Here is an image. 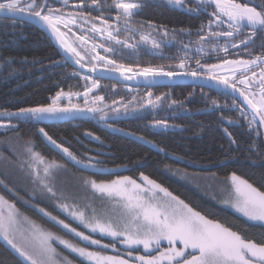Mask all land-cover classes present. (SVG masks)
I'll use <instances>...</instances> for the list:
<instances>
[{
	"label": "snow or ice",
	"instance_id": "snow-or-ice-1",
	"mask_svg": "<svg viewBox=\"0 0 264 264\" xmlns=\"http://www.w3.org/2000/svg\"><path fill=\"white\" fill-rule=\"evenodd\" d=\"M185 2L186 0H166L168 5L186 11L190 15L207 13L209 7L214 9L211 13H207L210 16L207 36L200 35L204 31L203 25L197 32L201 45L207 39L230 38L234 37V34L240 33L244 28L250 29L245 39L240 40L238 44H231L222 49L227 54L229 47L243 46L247 49L249 44L254 42L258 33H264V0H246L243 3L237 2V0H194L197 4L195 9L186 8ZM56 3L62 6H51ZM92 6L98 7L95 5V0ZM68 7V0H0V13L36 25L41 31L50 34L64 50L65 62L74 58V63L80 65L81 69L87 68L90 63L96 61L105 64L109 69L114 66L115 70L121 74L132 72L133 75H136L138 72L144 77L191 75L199 78L206 75L210 80L222 84L225 89L231 88L232 92L238 91L246 102V106L233 105V109L239 112L242 120L246 121L250 132L261 134L259 129L264 127V51L251 59H224L219 64L202 65L201 61L196 59V70L191 72H165L163 68L152 67L134 71L131 66L117 64L115 60L108 59V56L117 53L115 46H120V51L127 49L135 52L140 43L148 42L150 36L140 35L139 43L136 42V35L140 30L131 26L132 18L140 11L142 5L133 2H117L114 4V8L119 15L116 17L115 25H109L107 20L102 21L106 25L105 28H97L95 23L92 24L93 34L99 32L103 35L106 32L105 39L113 47L104 48L102 44L92 45L91 52L95 54L85 62V56L81 54L78 47L73 46V43L79 41L82 49L87 52L86 37L84 35L76 36L73 33L74 41L70 42L68 39L69 25H75L78 19L84 20V17L78 12L65 11L64 9ZM71 7L79 9L88 7V5L83 4V0H81L80 4L71 5ZM121 17L125 21L123 29L119 26ZM225 25L228 31H212L214 26L220 28ZM12 26L16 27L15 24ZM148 26L152 27L151 22H148ZM61 27L68 31H62ZM81 30L83 31V29ZM122 30L129 33L124 39L119 38ZM163 36H168L167 30L163 32ZM151 44L156 49L161 47V44L156 40H152ZM181 47L185 51L189 49L188 44H181ZM214 47L218 49L219 45H214ZM97 48L103 49L105 55L101 56L96 51ZM261 48L264 49V44H261ZM202 50V47L197 48V51ZM246 54L252 56L251 52ZM186 59H180L179 68L187 67ZM257 68L259 72L254 71ZM91 71H97L94 64ZM84 79L89 80L91 77L85 76ZM128 79H132V76H129ZM238 85L241 87L238 88ZM97 86V82L92 81V87ZM257 86L259 88L258 95L252 90ZM91 91V88H86L83 94L85 104L88 102L87 96ZM228 94L225 92V95ZM80 95V93L65 92L61 89L49 98V103L21 107L14 112L0 113V129L11 131L17 128L18 125H13L10 122L13 118L34 123L60 119L65 116L75 118V114L84 111V109H81L78 104H72L71 100L73 96ZM148 95L151 97V93ZM65 99L69 103L62 106L61 102ZM103 99V97H95V100L101 103ZM148 103H152L151 99ZM212 103L215 105L216 101L213 100ZM87 111L102 112L103 110L97 107L88 108ZM106 115L101 116V119H104ZM249 117L251 118L249 119ZM5 119L9 122L4 123ZM220 119L223 121L224 117L221 116ZM228 123L231 124L233 121L229 120ZM154 126L168 127L166 121H156ZM224 131L230 137V142L235 143V140L231 139L232 134L227 129ZM39 133L74 167L91 173V176L78 178L80 187L86 192L90 191L93 195H99L112 201L113 207L120 211L97 214L93 209L92 214L88 215L85 210H80L76 205L60 203V200H66L68 197L57 194L55 190L56 174L60 171H67V169L59 162L49 161L39 152L34 151L32 142L27 141L25 152L28 155V160L26 163L34 185L33 198L38 191L41 196H50L55 199L57 206L62 211L67 212L70 218L78 221L91 234L77 231V228L71 227L70 224L58 219L50 212H46L44 209L39 210L63 229L75 234L81 241H87L91 245H100L103 248H115L118 242L130 251L129 259H124L122 256H101L99 252L73 244L54 232L44 231L34 223L29 234L26 235L18 227L20 218L15 205L0 195V236L28 264H62V262L71 264V261H67L66 258L58 259L59 254L53 246V240L59 241L72 252L87 258L88 261L95 262V264H131L132 260L138 261L139 264H264V239L257 243L239 231L233 230V227L226 223L209 219L208 215L202 214L201 211L196 210L185 200L170 192L168 188L143 173H140V182L131 176H117L112 180H97L93 177L113 174L112 170L104 167L105 162L97 158L99 155H105L104 153H97V156L84 155L79 158L68 147L58 144L44 128H40ZM95 139L98 140L99 137H95ZM146 142L152 143L151 141ZM231 182V191L227 193V198L223 200V203L231 204L249 220L264 223V191L235 172L231 174ZM5 206L7 212L4 210ZM23 219L27 220V217ZM96 233L102 237L112 238L114 243L111 245L102 244L101 240L93 239L92 234ZM165 244L166 246H164ZM140 246L148 253L156 251L159 255L133 256L132 250H136Z\"/></svg>",
	"mask_w": 264,
	"mask_h": 264
},
{
	"label": "trees",
	"instance_id": "trees-1",
	"mask_svg": "<svg viewBox=\"0 0 264 264\" xmlns=\"http://www.w3.org/2000/svg\"><path fill=\"white\" fill-rule=\"evenodd\" d=\"M88 1L91 5L85 12L93 18L105 17L111 20L112 14H117V11L110 6L113 0H95V5L98 7L92 6L94 0ZM186 3L196 4L194 0H186ZM138 4L142 7L134 16L136 17L134 21L138 22L140 32L151 33L152 30L148 26V22H151L153 25L166 28L168 35L174 38V41L164 42L156 50L141 44L136 56H132L131 50L120 51V47H116L117 53L109 55V58L138 67L154 65L173 71L182 58H187L188 66L195 65L196 59L207 65V63L226 56L222 55L224 51L218 50L221 47L210 49L206 46L205 48L208 47V49L202 50L203 52L189 49L185 51L181 47V44L190 46L201 42L197 32L203 25L204 31L200 35L206 34L210 19L207 13L214 11L213 8H207V13L190 15L186 11L168 5L163 0H138ZM54 5L56 4L51 6ZM13 24L16 27H13ZM218 30L228 31L225 27L214 26L212 28V31ZM50 40L36 25L10 17H0V113L14 112L21 107L49 103V98L61 89L82 92L88 87L89 82L84 77L90 75L74 69L68 62H65ZM236 40L237 36L225 40H205L203 43L210 44L212 41L224 43ZM261 44H264V33H258L247 49L243 46L239 47L242 50L239 53L260 54L264 51ZM228 52H233V50L230 49ZM102 53L105 55L104 52ZM91 79L99 84L93 90L94 94L103 96L105 100L107 97L113 100L127 98L122 85L109 84L93 76ZM163 86L157 87L155 93H163L164 88L170 86L171 97L178 100L179 105L191 95L192 88L198 89L199 87L204 92L208 91L209 95L208 97L202 96L201 103L197 107L203 109L212 104L213 92L210 88L189 84ZM188 99L193 100V102L188 101L189 108L197 104L194 97H188ZM115 107L120 108L118 105ZM104 111L106 110L93 114V116L73 120V122L62 121L52 124L13 118L10 122L18 125L17 128L11 131L0 129V195L14 204L24 216L57 231L56 224L45 218L39 210L41 206H45L59 214L55 208L57 204L51 205L50 199H42L38 191L33 198L34 185L26 163L28 160L25 152L26 142L31 141L33 150L39 152L47 160H54L64 165L67 171L60 172L69 177H87L91 176V173L79 170L56 153L39 133V129L44 128L54 140L63 144L67 141L66 145L70 151L79 158H82L81 153L105 154L101 155L105 162L104 167L112 170L113 174L93 178L111 179L117 174L138 177V174L143 173L168 188L170 192L185 200L202 214L208 215L210 219L226 223L233 227V230L239 231L257 243L264 239L263 224L245 220L236 212L214 201L209 195L185 182H180L170 174V171L175 169H184L185 171L207 172L223 179L235 172L264 191L262 187L264 185V142L260 129V135L250 132L247 124L238 118L236 119L239 121L238 124L226 127L220 118L221 116L229 118L230 114L227 108L221 107L193 115L178 113L177 116L159 117L146 113L135 116L136 119L110 120L116 128L127 129L135 135L125 136L105 126V122L101 119V116L105 114ZM179 111L180 109L177 110ZM155 113L158 114L159 111ZM146 120L148 123L166 121L172 128L168 130L151 129L148 123H144ZM8 122L7 119L4 120V123ZM224 129L232 134L231 139H234L235 143L230 142V137L226 135ZM0 264L28 263L0 237Z\"/></svg>",
	"mask_w": 264,
	"mask_h": 264
},
{
	"label": "rangeland",
	"instance_id": "rangeland-1",
	"mask_svg": "<svg viewBox=\"0 0 264 264\" xmlns=\"http://www.w3.org/2000/svg\"><path fill=\"white\" fill-rule=\"evenodd\" d=\"M163 1L166 2V0H163ZM117 2H125V3L133 2V3H137L138 4V0H113L110 6L114 7V4L117 3ZM237 2L243 3V2H246V1L237 0ZM185 7L186 8L195 9V8H197V4L189 5V4H187L185 2ZM118 15H119V13L117 12V14H112V17L116 18ZM106 19L103 18V17H99L95 21H91L90 20V21H87V22H84V20L78 19L75 25H71L72 27L75 28L76 36L84 35L86 37L87 41H88V45L86 46L88 48L87 52L82 49V46H80V42L79 41H75L73 43V46L78 47V50L81 51V54L83 56H85V62L90 60L91 56L95 54V53L91 52V46L92 45H94V44H102L104 46V48L113 47V45L111 43L107 42L106 39H105L106 32L103 35L101 33H99V32H97L95 34H93V32H92V24L93 23H95L97 28H105L106 25H104L102 23V21H104ZM122 19L123 18H120V21H122ZM107 22H108L109 25H115L117 21H116V19H111V20L107 19ZM121 24L124 25L123 22ZM151 25H152V27H150L151 30H152L151 33L139 32L137 34L138 37L140 35H148V36H150V39L148 40V42L140 43V44H142V46L146 45V47H149L150 49H155L156 50V48L152 47V44H151L152 40H156L160 44H162V43L164 44V42L171 43V42L174 41L169 35L167 37L163 36V32L166 30V28L158 27V26L153 25V24H151ZM223 27L227 28L226 25L223 26ZM81 29H83V31ZM108 30H111V29H108ZM216 32H223V31L218 30ZM205 33L206 34H203V35H207L208 31L205 32ZM120 34H122V32H120ZM121 36L122 35H119L120 39H122ZM74 39H75L74 37H70L69 41L73 42ZM137 42L139 43V39H138ZM231 42H233V41H227V42L225 41L224 43L218 42V41L217 42L212 41V43H210V44L209 43H206V44L203 43L202 45H201V42H200L199 44L190 45L189 46V50H197V48H199L201 46H203L202 47L203 51L207 50L208 47L210 49H214L215 48L214 45L218 44L219 47H221L218 50L221 51L225 46H228L229 44H231ZM220 43H222V44H220ZM206 46H208V47L205 48ZM115 47H118V46H115ZM96 51L99 52L101 56H104V54L102 53V52H104L103 49L97 48ZM90 64L91 65H93V64L94 65H98L99 64L101 66L105 65L103 63H99V62H96V61H93ZM201 64L202 65H206L205 63H201ZM210 64H212V63H207V65H210ZM178 65L179 64H177L175 66V69L173 71L170 70V69H165V68H163V70L165 72L193 71V70H196V65H188L185 69L179 68ZM150 67H152V68H162L161 66H154V65L150 66ZM219 71H222V70H219ZM91 80L92 79L88 80L89 83H88V87L87 88H91L92 91L89 92V94L87 96V101H88L87 104H85V97L83 95L86 89L82 90V92L81 91H70L72 93H80L81 94L78 97L77 96H73L72 97V100H71L72 104H78L79 106H85V107L99 106V105L105 104V99H103L102 103L95 100V97H103V96L94 94L93 90H95L98 86L93 88L92 87V81H94V80H92V81ZM97 84H98V82H97ZM65 92H69V91H65ZM145 99H146V97L143 98V99H140V100L142 101V100H145ZM146 100H148V99H146ZM61 103H69V102H68L67 99H65ZM115 105H118V106L121 107V102L117 101L115 103ZM167 125L170 126L169 124H167ZM170 174H172L174 177L179 179L180 182H185V183L189 184L190 186L194 187L195 189L201 191L202 193H205V194L209 195L210 197H212L214 199V201H216L217 203H219V204L231 209L232 211L236 212L238 215H240L241 217L245 218V220L253 222V223H259V224H263L264 225V223H262L260 221L249 220L242 213L238 212L231 204L223 203V200H225L227 198V193L229 191H231V183H232L231 182V174L232 173L227 175L226 177H223V179L222 178H218L215 175L207 173V172H205V173L203 172L202 173V172H199V171L198 172L185 171L184 169H175L173 171H170ZM117 176H130V175H127V174L118 175L117 174L116 176H114L111 179H104V180L116 179ZM131 177L133 179H136L137 182L141 181V178H140L139 174H138V177H133V176H131ZM78 178H79L78 176L69 177V175L61 173V172H58L56 174V188H55V190L57 191V194L58 195L63 194L64 196L68 197V199H66V200L62 199V203H68V204H71V205H76L80 210H85L86 214H88V215L92 214V210L93 209H95V212L97 214H102V213H109L110 214V213H113V212L120 211V209H116V208L113 207V202L112 201H109L106 198H102L99 195H93L90 191L86 192L82 187L79 186V179ZM150 179H152V178H150ZM41 197H42V199L44 198L45 200H49L50 199L51 200V205H54V204L56 205L57 204V201L55 199L51 198L50 196H41ZM86 206H90V207H86ZM55 208L58 210L59 214L55 213L52 210L47 209L45 206H41L40 207V209H44L46 212H50L53 216L57 217L58 219L64 220L65 223L70 224L71 227L77 228V231H83V232H85V234H91L89 232V230L84 228L82 225H80L78 221H75L74 219L70 218L68 216L67 212L62 211L57 205H56ZM4 210H5V212H7L6 206H5ZM18 213H19V218H20V223H19L18 227L26 235L29 234V232H30V230L32 228V224L34 223L36 226H38L40 229H42L44 231L54 232L58 236H60L62 239L69 240L73 244L79 245L80 247H86L90 251L99 252L101 256H122L124 259H129V255L128 254H129L130 249H128L124 245L119 244L118 242L116 243V247L115 248H112V247L103 248L100 245H91L87 241H81L79 237L75 236V234L70 233L66 229H63L62 226L58 225L54 221L53 222L57 226V231L54 230L53 228H50V227L46 226V225L40 224L36 220L31 219V218H29L26 215L24 216V214L20 210H18ZM42 214H43V216L45 218H48V220H51L44 213H42ZM24 217H27V220H24L23 219ZM92 236H93V239L101 240L102 244H104V245H111L112 243H114L112 238L107 237V236H103L102 237L99 233L92 234ZM0 237L3 239L2 236H0ZM18 238H19V236H18ZM4 242L7 243L5 240H4ZM52 243H53V246L56 248V252L59 254L58 259L61 258V257L66 258L67 261H71V264H95V262L88 261L87 258L80 257L77 253L72 252L70 249H68L64 245L60 244L59 241L53 240ZM164 246H166V244ZM178 247H179V245H178ZM15 253H17V252L15 251ZM149 254L153 255V256H158L159 255V253L156 252V251H152L151 253L146 252L142 248V246H140L136 250H132V255L133 256H141V255H149ZM26 263H28V262H26ZM62 264H66V262H62ZM131 264H139V262L136 261V260H132Z\"/></svg>",
	"mask_w": 264,
	"mask_h": 264
},
{
	"label": "flooded vegetation",
	"instance_id": "flooded-vegetation-1",
	"mask_svg": "<svg viewBox=\"0 0 264 264\" xmlns=\"http://www.w3.org/2000/svg\"><path fill=\"white\" fill-rule=\"evenodd\" d=\"M80 3H81V0H68L69 7L66 8V9H64V10L67 11V12H78V13H80V15L82 17H84V21L85 20H87V21H90V20L91 21H95L96 19L99 18V17L93 18L90 15H88V13L85 12L86 10H88L89 6L91 5V2L88 1V0H83V4L88 5V7H82V8H79V9H76V8L71 7V5L80 4ZM61 6H62L61 4L56 3V5H54L53 7H61ZM0 17H2V16H0ZM103 18H105V17H103ZM111 18L112 19H116L115 17H112V16H111ZM121 18H123V17H121ZM135 18L136 17H133L132 18V20H131V26L133 28H137V29L140 30V27H139L138 22L137 21H134ZM122 22L124 24V22H125L124 21V18L122 19V21H119V26L121 27V29H123V26H124V25L121 24ZM69 28H70V31H68V30L64 29L63 27H61V30L62 31H68V39L70 37H74L72 34L75 33V28L74 27H72L70 25ZM249 30L250 29H248V28L242 29L240 33H237L236 34L237 40L234 41V42H231V44H235L238 41L245 39L247 33L249 32ZM121 32H122V36H121L122 39H124L127 35H129V33L125 32L123 30ZM241 33H243V34L241 35ZM241 36H242V38H240ZM138 39H139V37L136 35V42L138 41ZM231 44H229V45H231ZM140 45H139V47H140ZM118 47H120V46H118ZM139 47L136 49L135 52L132 51V53H133L132 56H136L137 55ZM241 51L242 50L240 48L239 49L237 48V49H233V52H227V54H225V52H222V55H226V56H224V58H221V59H216V60H214L211 63L212 64L213 63L214 64H218V63H221L222 60H224V59H229V60H233V59H251L253 56L258 55V54L252 53V56H249V55H247L244 52L243 53H239ZM109 59H111V58H109ZM111 60H113V59H111ZM116 63L117 64H124L126 66H131L134 71L143 68V67H138V66H135V65H130V64H127V63H124V62H117L116 61ZM89 65H91V64H89ZM97 66H101V65L98 64ZM101 67H106V65H102ZM107 68H109V67H107ZM111 68L112 69H115L114 66H112ZM254 71L259 72V69L258 68L257 69H254ZM177 72H191V71H177ZM131 73L132 72H129V74H131ZM229 75H231V74L229 73ZM102 80L105 81V82H107V83H109V84H120V85H122L123 88H124L123 91H125L127 93L126 96H125L127 98H125V99L118 98V99H114L113 100V99H109L107 97V100H105V104L99 105V106H89L87 108H97V107H99V108H102L103 110L105 109L106 111H104V112L107 115L105 116L104 119H102L105 122V126L108 129H110L112 131L115 130V132L117 131V133L119 132V134L125 135V136H129V135L130 136H135V135H134L133 132H130L127 129L125 130L124 128H121V127L116 128V126H113L114 124L111 123L110 120H112V119L115 120V119L135 118V116H137L139 114H142L143 115V114H146V113H149V115H151V116L157 115L159 117H169V116L172 117V116H177L178 113L185 114V115H187V114L188 115H193V114L202 112L204 110L210 111L212 109L224 107V108H227L228 109V112L230 114L229 118H227V119L236 121L237 124H238L239 121L236 120V119L237 118L240 119V120H242V119L240 118L239 112L233 109V105H236V106H246L240 99H238V98H236V97H234L233 95H230V94L225 95V92L222 91L219 88H210L212 90V92H213V95H211L212 96V101L215 100L216 101V104L213 105V103H212L209 107L206 106L203 109L200 108V107H197V105H200L202 96L208 97L209 92L208 91L207 92H204V90L201 89L200 87L198 89L192 88L193 91L190 93L191 95L188 96V97H194L195 98L194 101H196L197 104L192 105V108L190 107L191 108L190 109L189 106H188V101H192L193 102V100H189L188 97H187V98L184 99V101L180 105L177 104L178 103V100L173 99L171 97L170 92H169L170 91L169 90L170 89L169 88L170 86L168 88L167 87L164 88L163 93L156 94L155 93V90L160 85L159 86H152V87H148V86H145L144 87V85L134 86V85H131V84H127V83H123V82H119V81H115V80H110V79H102ZM162 87H164V86L162 85ZM239 87H241V86L238 85V88ZM252 90L254 92H256L257 95L259 94V88H258V86L255 87V88H253ZM149 93H151V95H152L151 97H149V95H148ZM145 97L148 100H146V99L145 100H142V101L140 100V99H143ZM157 97H159V99H157ZM149 99H151V101H152L151 104L148 103ZM190 99H192V98H190ZM117 101L121 102V107L119 109L115 107V103ZM67 104L68 103H61L62 106L63 105H67ZM176 106H178V107H176ZM80 107H85V106H80ZM178 109H180L179 112H177ZM156 111H159V113L156 114L155 113ZM250 118L251 117H249V119ZM66 121H72V120H66ZM242 121L244 123H246V121H244V120H242ZM60 122H62V121H60ZM222 122H223V124L226 127L233 126V125L230 126V125L225 124L224 121H222ZM144 123H148L147 120H146V122L144 121ZM148 124L152 127L151 129H156V130H158V129H161V130H166L167 129L168 130L169 128H172L171 126H168V128L167 127H162V126L161 127H155L154 126L155 122H149ZM113 128H115V129H113ZM260 131L262 133V139H263V142H264L262 128H260ZM58 143H60V142H58ZM60 144H63V143H60ZM66 144H68L67 141H65V143L63 144L64 147H68ZM56 153H58V152H56ZM58 154L66 162H68L63 157V155H61L60 153H58ZM84 155H85L84 153H81V156L82 157ZM92 156H97V155L95 154V155H92ZM97 158L100 159V160H102L101 155L97 156Z\"/></svg>",
	"mask_w": 264,
	"mask_h": 264
},
{
	"label": "water",
	"instance_id": "water-1",
	"mask_svg": "<svg viewBox=\"0 0 264 264\" xmlns=\"http://www.w3.org/2000/svg\"><path fill=\"white\" fill-rule=\"evenodd\" d=\"M242 1H246V0H242ZM0 16L5 17H10L12 18L10 15L5 14V13H0ZM38 27V26H36ZM39 28V27H38ZM44 32V31H43ZM45 33V32H44ZM47 35V37H49L53 43L55 48L58 49L59 53L62 55V57L64 58L63 52L64 50L61 48V46L59 45V43L50 36V34L45 33ZM237 34V33H236ZM236 34H234V37L236 36ZM207 36V35H204ZM233 37L230 38H224V37H220L219 39L225 40V39H231ZM207 40H217V39H207ZM239 43V42H238ZM236 43V44H238ZM242 47V46H241ZM239 48V47H238ZM229 49H236V48H231L229 47ZM65 59V58H64ZM74 69L90 75L91 77H95V78H101V79H110V80H115V81H119V82H123V83H127V84H131L134 86H141L144 85L148 86V87H152V86H162V85H173V84H189V85H197V86H202L205 88H219L224 92L229 93L230 95H233L234 97L240 99L245 105L246 102L243 100V97L240 96L239 92H232L231 88H227L225 89V87L222 84H218L215 81L210 80L206 75L205 76H201L199 78L197 77H193L191 75H177L175 77H168V76H149V77H144L143 75H140L138 72L136 75H133V73L129 74H121L120 72H117L115 69L112 68H107V67H101V66H96L97 71L96 72H92L91 68L93 65H88L87 68L81 69L80 65H77L74 63V58L67 61ZM176 73H182V72H176ZM129 76H132V79H128ZM81 109H84V111L80 112V113H76L75 114V118H73L72 116H65L63 118L60 119H53V120H46L42 123H58L60 121H66V120H75V119H79V118H84V117H89V116H93V114H97L98 112H88L87 111V107H80ZM102 109V108H101ZM224 123L227 125H236L237 122L233 121V123H228L229 119L224 118ZM115 129V128H113ZM263 130V138H264V127H262ZM42 136V135H41ZM43 138V137H42ZM45 140V142L50 145L47 140L45 138H43ZM58 143V142H57ZM60 144V143H58ZM51 146V145H50ZM51 148L55 151L60 153L58 150L54 149L52 146ZM87 155V154H85ZM92 156V155H89ZM64 157V156H63Z\"/></svg>",
	"mask_w": 264,
	"mask_h": 264
}]
</instances>
